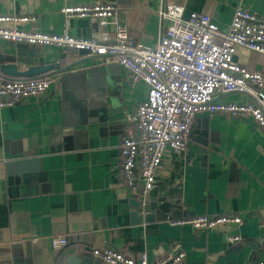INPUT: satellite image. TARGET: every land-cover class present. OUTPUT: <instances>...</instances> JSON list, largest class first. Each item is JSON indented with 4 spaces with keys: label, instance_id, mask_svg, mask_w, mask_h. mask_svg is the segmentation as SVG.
Wrapping results in <instances>:
<instances>
[{
    "label": "crops",
    "instance_id": "0c3cea01",
    "mask_svg": "<svg viewBox=\"0 0 264 264\" xmlns=\"http://www.w3.org/2000/svg\"><path fill=\"white\" fill-rule=\"evenodd\" d=\"M93 4L114 5L129 40L145 47H154L169 25L159 15L165 5L183 7L184 18L208 15L221 30L239 7L264 17V0H0V16H33L35 22L19 28L43 34L97 39L102 32L114 33L113 25L61 13L64 7ZM16 45L0 41V59H13ZM27 47L17 71L30 65L53 68L28 78L0 75L7 80L51 75L53 82L37 97L0 108V264H81L82 258L102 264L92 250L109 248L128 255L144 252L152 263L175 243L185 253L184 264L264 261V139L250 118L197 114L186 150L165 151L148 197L151 204L171 203L169 212L136 222L133 197L122 181L120 150L147 87L132 84L124 68L99 57ZM233 61L264 72V56L249 50L238 48ZM216 100L248 102L238 93ZM25 159L37 161L35 172L5 173V163ZM150 213L145 207L143 214ZM203 215L238 216L242 222L199 231L169 224ZM233 236L240 241L228 244ZM52 237H65L67 246L54 251Z\"/></svg>",
    "mask_w": 264,
    "mask_h": 264
},
{
    "label": "built area",
    "instance_id": "2783aa9c",
    "mask_svg": "<svg viewBox=\"0 0 264 264\" xmlns=\"http://www.w3.org/2000/svg\"><path fill=\"white\" fill-rule=\"evenodd\" d=\"M183 12L179 5L163 6L159 15L169 25L154 47L133 44L128 29L118 23L117 8L110 4L61 9L66 19L88 17L95 19L99 26L115 27L114 33L102 32L97 39L24 31L19 27L35 22V17L0 16V41L30 47L53 46L65 52L99 57L104 64L124 68L132 84L143 83L147 87L145 100L135 106L129 117L132 132L123 138L120 150L124 187L141 202L146 201L153 190L155 173L165 151L186 150L197 114L222 113L231 119L250 118L264 139V72L248 70L233 61L238 48L264 56V17L239 7L234 10L228 28L221 30L208 15L190 13L184 18ZM52 82L51 75L21 80H7L0 75V108L37 97L46 92ZM230 93L245 95L248 102L216 100ZM241 222L238 216L203 215L171 220L169 224L188 225L199 231ZM226 241L235 244L240 237H227ZM261 242L264 247V238ZM67 244L65 237L50 239L54 251ZM91 254L102 264H184L185 260L178 243L152 263L144 252L128 255L109 248L93 249Z\"/></svg>",
    "mask_w": 264,
    "mask_h": 264
},
{
    "label": "water",
    "instance_id": "95a60500",
    "mask_svg": "<svg viewBox=\"0 0 264 264\" xmlns=\"http://www.w3.org/2000/svg\"><path fill=\"white\" fill-rule=\"evenodd\" d=\"M16 53L14 54L13 59L8 60L6 57L3 59H0V61L6 62V64H3L0 66V72L2 75H9V76H15V77H32L37 74H42L44 72H47L51 70L53 67L52 65H30L27 67L25 71H17L18 68V58H21L22 56H25L24 52L28 49L26 45L17 44L16 46ZM29 56H34V54L31 52L29 53ZM3 168L5 169V173L8 176H25L29 173L35 172L37 169V161L35 159H25V160H18V161H11L7 162L3 165ZM131 208L135 210V214L133 215V218H136V222H141L142 220L145 221H152L155 217V213L161 212L168 213L169 209L171 208V203H168L164 199H160L158 203L151 204L149 203V200L147 199L144 202L139 201L137 198H133L130 202ZM148 207V209L151 211L149 215H144L143 211L144 208ZM141 216V218H140ZM81 264H90V261L87 259H81Z\"/></svg>",
    "mask_w": 264,
    "mask_h": 264
}]
</instances>
